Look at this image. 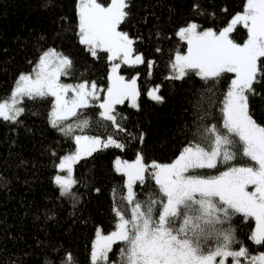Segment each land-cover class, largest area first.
I'll return each instance as SVG.
<instances>
[{
  "label": "trees",
  "instance_id": "1",
  "mask_svg": "<svg viewBox=\"0 0 264 264\" xmlns=\"http://www.w3.org/2000/svg\"><path fill=\"white\" fill-rule=\"evenodd\" d=\"M97 1L107 6L111 0ZM245 1L127 0L130 15L120 30L134 40V53L142 55L145 62L121 65L120 73L128 78L136 76L138 107H131L126 101L115 105L116 112L124 117L118 121L124 132L99 118L98 101L84 110L92 123L83 133L76 129L74 135L101 139L111 135L125 147L103 148L74 164L73 177L78 181L73 189L75 199L61 197L54 183V165L74 150L75 143L50 126L52 98H24L21 106L25 111L18 123L0 118V264H66L69 255L74 264H92L90 251L97 228L102 233L115 228L112 209L119 197H114L112 190L122 186L125 179L114 170V159L133 160L140 153L145 163H168L193 140L200 116L208 113L204 123L222 124L219 101L233 74L208 84L194 73L181 80L167 79L171 74L170 60L177 50L187 49L176 31L188 22L200 25L199 30H221L243 10ZM194 3L199 4V10H193ZM76 5L77 0H0V100L10 95L18 76L31 72L39 56L48 49H55L73 62L71 74L60 77L62 82L95 81L105 90L110 62L106 53L98 51V56L93 57L79 43ZM230 35L242 44L247 32L243 25H237ZM149 61L153 63L151 69ZM213 84L214 94L208 91ZM156 86L162 97L160 102L147 95ZM254 88L258 94L250 96L252 114L264 126V79L255 83ZM75 119L65 123H74ZM141 133L143 142L139 139ZM232 163L253 164L242 156ZM223 170L224 165L198 171L218 175ZM121 191L126 194V189ZM134 192L143 202L158 192V187L149 178L145 184L134 185ZM124 206L130 215L126 201ZM230 223L238 241L234 249L243 245L250 254L264 252V245H256L248 238L254 227L251 218L246 220L235 214ZM123 247L120 241L113 244L108 264H120Z\"/></svg>",
  "mask_w": 264,
  "mask_h": 264
},
{
  "label": "snow or ice",
  "instance_id": "2",
  "mask_svg": "<svg viewBox=\"0 0 264 264\" xmlns=\"http://www.w3.org/2000/svg\"><path fill=\"white\" fill-rule=\"evenodd\" d=\"M128 8L127 0H111L107 6L97 0H77L79 43L93 57L98 56V51L107 53L111 62L106 90L99 89L95 81L61 82V76L71 74L73 62L55 49H48L39 56L32 72L21 73L10 95L0 100V118L15 124L25 111L21 106L24 98H53L49 101L48 122L72 138L76 146L74 152L60 157L54 165L60 171L67 170L66 176L54 177L61 197L76 198L73 189L78 181L73 177V164L103 148L125 147L111 135L101 139L74 135V131L79 129L83 133L92 123L84 110L92 107L93 101H99V118L111 122L121 132L126 130L118 121L124 117L119 116L115 105L130 100L131 107H138L136 77L125 80L118 74L121 64L115 62H145L140 54L133 58L134 40L120 30L130 15ZM199 8V4H193L194 11ZM237 25L247 29L243 44L230 35ZM199 29L197 23L188 22L176 31V36L186 42L187 50L176 51L169 62L171 74L167 79L181 80L194 73L208 84L233 74L219 101L222 124L204 123L208 113L200 116L193 140L170 163L148 164L140 153L131 162L115 159L114 170L126 179L122 186L112 190L114 197H119L112 209L115 228L107 235L97 228L92 264H108L109 252L117 241L124 244L120 264H226L229 257L231 264H264V252L253 255L243 245L233 248L238 241L230 223L235 214L254 219L255 228L248 238L256 245H264V126L254 119L250 106V96L258 94L254 84L264 79V0H246L243 11L237 12L221 30ZM148 66L151 69L153 63L149 61ZM213 89L214 84L208 91ZM158 90L156 86L147 95L160 102ZM70 118H76L75 122L66 124ZM139 139L143 142L142 133ZM238 156L254 163L233 164ZM221 165L225 170L218 175L198 171L219 169ZM149 178L155 181L158 192L141 202L133 186L145 184ZM121 188L126 189V194ZM66 264H74L71 255Z\"/></svg>",
  "mask_w": 264,
  "mask_h": 264
},
{
  "label": "rangeland",
  "instance_id": "3",
  "mask_svg": "<svg viewBox=\"0 0 264 264\" xmlns=\"http://www.w3.org/2000/svg\"><path fill=\"white\" fill-rule=\"evenodd\" d=\"M98 2V1H97ZM111 2V1H110ZM245 3H246V1H245ZM243 11V10H242ZM242 11H240V12H242ZM232 19V18H231ZM231 19L229 20V22L231 21ZM228 22V23H229ZM227 23V24H228ZM227 24L224 26V27H226L227 26ZM246 32H247V29H246ZM246 39H247V37H246ZM245 39V40H246ZM244 40V41H245ZM243 44V43H242ZM187 50V49H186ZM107 54V53H106ZM108 55V54H107ZM135 55H137V54H135L134 52H133V58H134V56ZM115 62H117V63H120L121 65H127V66H133V65H128V64H123L121 61H119V60H117V61H115ZM110 66H109V70H110V68H111V62H110V64H109ZM135 65H138V64H135ZM32 72V71H31ZM31 72H27V73H25V74H29V73H31ZM118 74L119 75H122V76H124L123 74H121L120 73V69L118 70ZM133 77H136V76H132L131 78H128V77H126V76H124V78H125V80H130V79H132ZM126 78H128V79H126ZM61 80V79H60ZM62 82V81H61ZM63 83H65V82H63ZM69 84H71V83H69ZM108 85V84H107ZM14 88V87H13ZM99 89H101L100 87H98ZM107 88V87H106ZM106 88H105V90H106ZM153 88V87H152ZM152 88H150V89H152ZM149 89V90H150ZM148 90V91H149ZM100 95H103V92H101L100 93ZM157 95H158V92H157ZM53 99V98H52ZM129 105H131V101L130 100H125ZM99 102V101H98ZM136 104H138V97L136 98ZM76 147V146H75ZM74 150H75V148H74ZM74 150L72 151V152H74ZM68 154H70V153H68ZM68 154H65V155H68ZM65 155H63V156H65ZM62 156V157H63ZM85 157H87V156H85ZM84 158V157H83ZM116 159V158H115ZM115 159H114V161H115ZM121 159V158H120ZM122 160V159H121ZM135 159H133V160H127V161H129V162H131V161H134ZM114 161H113V165H114ZM168 163H170V162H168ZM254 163V162H253ZM73 166H74V164H73ZM73 166H72V168H73ZM56 175H61V176H66L67 175V170H64V171H60V170H58L57 169V173L55 174V176ZM124 179H126L125 177H124ZM249 187H251V186H249ZM133 190H134V186H133ZM253 220V223H254V227H253V230H254V228H255V220L254 219H252ZM113 231V230H112ZM111 232V231H110ZM110 232H108V233H110ZM108 233H102V234H104V235H107ZM96 239V233H95V236H94V238H93V241ZM93 241H92V244H93ZM91 252H92V245H91V251H90V258H91ZM255 255V254H254ZM243 259V258H242ZM226 264H231V258L229 257V258H227L226 259Z\"/></svg>",
  "mask_w": 264,
  "mask_h": 264
}]
</instances>
